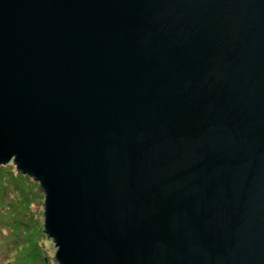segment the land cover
I'll return each mask as SVG.
<instances>
[{
	"label": "water",
	"instance_id": "obj_1",
	"mask_svg": "<svg viewBox=\"0 0 264 264\" xmlns=\"http://www.w3.org/2000/svg\"><path fill=\"white\" fill-rule=\"evenodd\" d=\"M11 160L58 264H264V0H0Z\"/></svg>",
	"mask_w": 264,
	"mask_h": 264
},
{
	"label": "rangeland",
	"instance_id": "obj_2",
	"mask_svg": "<svg viewBox=\"0 0 264 264\" xmlns=\"http://www.w3.org/2000/svg\"><path fill=\"white\" fill-rule=\"evenodd\" d=\"M13 160L0 164V264H58L42 229L45 193Z\"/></svg>",
	"mask_w": 264,
	"mask_h": 264
}]
</instances>
